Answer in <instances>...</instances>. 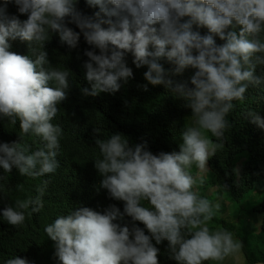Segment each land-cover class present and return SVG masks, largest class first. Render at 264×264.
I'll return each mask as SVG.
<instances>
[{"label":"clouds","instance_id":"9594fccd","mask_svg":"<svg viewBox=\"0 0 264 264\" xmlns=\"http://www.w3.org/2000/svg\"><path fill=\"white\" fill-rule=\"evenodd\" d=\"M76 3H0V119L18 122L21 133L42 142L35 150L20 142H0L3 172L15 168L21 176L39 177L58 167L62 130L52 119L70 84L68 71L49 61L44 44L50 33L69 49L77 47L81 34L91 46L84 50L88 59L82 67L90 87L81 88L83 95L119 90L133 76L125 59L131 54L135 67L146 66L147 84L140 87L164 85L185 101L194 119L181 133L179 151L153 154L146 142L130 146L118 132L106 139L94 137L100 153L94 160L98 189L122 201L123 211L110 204L102 213L75 207L56 216L44 227L54 242L55 257L60 264H159L156 245L162 241L177 264L221 262L236 256L241 242L222 227L209 230L208 222L217 215L219 204L199 195L197 179L188 169L193 164L206 169L214 149L204 132L222 137L233 102L243 101L250 85L264 82V75L254 71L264 65V0H86L99 8L95 19L77 10ZM8 4L26 18L9 15ZM193 25L207 32L201 35ZM214 36L224 42L217 44ZM17 38L28 43L31 56L9 51V40ZM162 59L173 67L165 69ZM187 68L194 70L187 80L170 78ZM244 117L264 129V119L255 112ZM44 190L38 187L34 197L16 201L15 206L6 204L0 217L12 226L22 225L26 210L36 213L43 206ZM4 264L32 262L16 255Z\"/></svg>","mask_w":264,"mask_h":264},{"label":"trees","instance_id":"16d2710c","mask_svg":"<svg viewBox=\"0 0 264 264\" xmlns=\"http://www.w3.org/2000/svg\"><path fill=\"white\" fill-rule=\"evenodd\" d=\"M76 8L88 16L99 11L98 6L87 5L86 0H77ZM6 12L20 19L26 18V14L16 12L13 4L7 5ZM68 26L79 31L74 24ZM193 30L201 35L207 32L206 28L197 29L195 25ZM214 40L217 44L224 42L216 36ZM9 45L11 52L32 55L28 43L19 38L9 40ZM44 48L52 66L69 73L70 87L66 98L57 105L58 111L52 119V123L58 124L62 130L56 157L58 167L54 173L39 177L21 176L15 168L10 173L0 169V209L6 204L15 206L16 201L34 197L38 187H45L41 197L43 206L36 213L26 210L22 225L12 226L0 217V264L16 255L32 264H60L54 255V242L44 232L46 224L75 207H89L102 213L108 205L114 204L123 211L122 201L110 198L105 189H98L100 176L94 160L100 158V153L94 137L106 139L118 132L130 146L146 142L153 154L179 151L181 133L191 124L188 123L191 118L194 119L185 101L164 85L148 84L147 90L140 87L147 84L143 77L146 66L135 67L131 54L125 59L133 76L126 84L114 94L101 92L96 96H86L81 93V88H89L90 85L84 78L82 65L88 59L84 50L91 46L84 41L83 35H80L77 47L69 49L59 42L55 33H50ZM160 63L165 69L173 67L163 59ZM193 71L187 68L182 74L170 78L177 82L187 80ZM254 71L256 75H264V65H257ZM244 95L243 101L233 102L234 108L226 116L229 127L222 137L204 132L214 149V154L206 161V169L200 170L193 164L188 171L197 179L195 187L199 195L210 202L215 199L219 202L217 215L208 222L209 230L220 226L235 230L234 236L242 244L240 252L244 264H264V249L260 245L264 242V129L244 117L245 113L253 111L264 119V82L250 85ZM13 141L29 145L30 150L42 146L39 137L21 133L18 122L12 124L7 118L0 119V142ZM211 187L214 188L211 194H204ZM224 202L238 218L236 226L223 223ZM142 203L150 207L147 201ZM240 214L249 215L252 219L245 224ZM257 214H260L261 221L254 234L250 229L257 220ZM124 219L127 221L130 217L125 216ZM136 223L143 227L140 222ZM145 232L147 234V230ZM166 245V241L156 245L160 249L159 264H177L170 258ZM213 263L215 261L203 262Z\"/></svg>","mask_w":264,"mask_h":264},{"label":"rangeland","instance_id":"374dc122","mask_svg":"<svg viewBox=\"0 0 264 264\" xmlns=\"http://www.w3.org/2000/svg\"><path fill=\"white\" fill-rule=\"evenodd\" d=\"M191 122V124L190 125H188V127L189 126H191L192 125V123H193V119L191 118V120L188 122V123H190ZM187 123V124H188ZM214 190V188L213 187H211V188H208V189H206L205 191H204V194H207V195H209V194H211V192ZM222 198L224 199V200H226L227 201V203H230L229 202V200L225 197V196H222ZM211 202H213V203H219L216 199L215 200H212ZM224 208H225V211L223 212V214L221 215L222 217H223V219H224V222L223 223H225V224H233L234 226H236L235 225V223L238 221V218L234 215V213L232 212V211H229V209H228V204H226L225 202H224ZM241 215V221H245V224H246V222L249 220V219H252V217L251 216H249V215H244V214H240ZM260 221H261V216H260V214H257V220H256V222L254 223V225H252V227H251V231H254V234H256V232H257V228H258V226H259V224H260ZM239 222V221H238ZM219 224V223H218ZM222 224V223H221ZM207 226H209V225H207ZM221 227V226H220ZM222 228H224L223 226H222ZM224 229H226V230H228V231H230V232H232L233 233V237H234V239H237L235 236H234V234L236 233L235 232V230H229V229H227V227L226 228H224ZM245 229V228H244ZM253 233V232H252ZM238 240V239H237ZM260 244V243H259ZM262 247H263V249H264V242L262 243V244H260ZM213 264H244V258H243V254L241 253V252H239V254H237L236 256H234V257H228V258H226L224 261H221V262H217V261H215V263H213Z\"/></svg>","mask_w":264,"mask_h":264}]
</instances>
